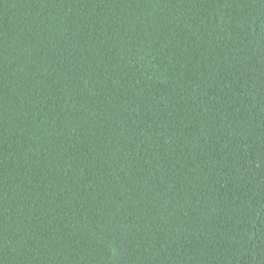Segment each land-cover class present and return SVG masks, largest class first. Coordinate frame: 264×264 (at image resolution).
<instances>
[{"label":"trees","instance_id":"1","mask_svg":"<svg viewBox=\"0 0 264 264\" xmlns=\"http://www.w3.org/2000/svg\"><path fill=\"white\" fill-rule=\"evenodd\" d=\"M0 264H264V0H0Z\"/></svg>","mask_w":264,"mask_h":264}]
</instances>
